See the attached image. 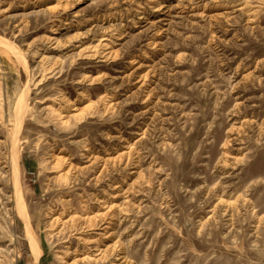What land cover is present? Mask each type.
<instances>
[{
  "label": "rangeland",
  "instance_id": "1",
  "mask_svg": "<svg viewBox=\"0 0 264 264\" xmlns=\"http://www.w3.org/2000/svg\"><path fill=\"white\" fill-rule=\"evenodd\" d=\"M0 38V264H264V0H0Z\"/></svg>",
  "mask_w": 264,
  "mask_h": 264
},
{
  "label": "bare ground",
  "instance_id": "2",
  "mask_svg": "<svg viewBox=\"0 0 264 264\" xmlns=\"http://www.w3.org/2000/svg\"><path fill=\"white\" fill-rule=\"evenodd\" d=\"M4 45H5V47H6V46H8L9 44H8V42H7L6 40H3V39L0 38V46H4ZM8 47H9V46H8ZM13 52H14V51H13ZM16 56H17V55H16ZM28 88H29V87H28ZM22 100H25V99L22 98ZM24 103H25V101H24ZM24 103H23V104H24ZM20 108H21V107H20ZM27 219H28V218H27ZM26 222H27V226L29 227V222H28V220H27V221L25 220V223H26ZM28 227H27V230H28V232H30V231H29L30 228H28ZM29 237H30V236H29ZM37 255H38V254H37ZM39 255H40V254H39Z\"/></svg>",
  "mask_w": 264,
  "mask_h": 264
}]
</instances>
